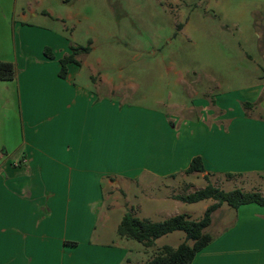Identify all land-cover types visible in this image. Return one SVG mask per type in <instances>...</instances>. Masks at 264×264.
Here are the masks:
<instances>
[{
    "label": "crops",
    "instance_id": "crops-1",
    "mask_svg": "<svg viewBox=\"0 0 264 264\" xmlns=\"http://www.w3.org/2000/svg\"><path fill=\"white\" fill-rule=\"evenodd\" d=\"M28 17L37 15L19 0H0V62L16 70L14 80L0 81V264H143L168 245H157L160 238L138 248L120 237L125 214L149 223L178 215L200 221L215 202L187 211L177 198L208 184L218 189L214 179L231 175L264 197V100L256 103L264 85L246 98L256 104L248 117L220 98L206 103L213 113L196 121V139L184 146L163 114H124L92 93L94 82L77 86L80 66L66 65L60 79L59 60L71 47ZM194 158L204 173L185 174ZM187 175L204 187L186 184ZM216 215L223 224L191 264H264V206H220L205 230Z\"/></svg>",
    "mask_w": 264,
    "mask_h": 264
},
{
    "label": "rangeland",
    "instance_id": "rangeland-1",
    "mask_svg": "<svg viewBox=\"0 0 264 264\" xmlns=\"http://www.w3.org/2000/svg\"><path fill=\"white\" fill-rule=\"evenodd\" d=\"M19 5L36 13V20L28 17L31 25L60 34L69 47L89 48L76 57L77 86L94 82L99 89L91 92L124 114H163L171 136L184 146L196 139V121L213 113L206 103L220 98L235 113L264 85V0H19ZM185 178L197 189L205 185ZM227 178L214 179L218 190L257 193L248 181ZM122 202L119 197L117 204ZM204 205H194L195 215ZM219 220L216 215L204 233L213 235L223 224ZM179 240L184 234L175 232L157 245L177 247Z\"/></svg>",
    "mask_w": 264,
    "mask_h": 264
},
{
    "label": "trees",
    "instance_id": "trees-1",
    "mask_svg": "<svg viewBox=\"0 0 264 264\" xmlns=\"http://www.w3.org/2000/svg\"><path fill=\"white\" fill-rule=\"evenodd\" d=\"M71 53L59 60L60 71L59 78L65 79L67 70L66 65L74 64L80 66L76 57L81 54H87L89 48L71 47ZM47 59H53L50 50L45 48L43 51ZM16 77V70L13 64L0 62V81H12ZM264 100V90L256 103ZM256 104L242 103L241 108L245 115L249 116ZM204 173V168L200 158H194L189 164L185 174ZM207 180V178H205ZM179 201L185 204H195L205 200H213L215 204L208 206L200 221H191L185 215H178L160 223H149L141 221L131 214L127 213L122 218L117 234L120 237L134 240L148 249L154 245V242L166 235L181 232L184 234V242L177 248L165 246L157 251L154 256L143 264H191L195 255L207 247L212 238L204 233V230L210 225L211 215L222 205L225 204L231 209H238L240 206L255 204L264 206V197L258 193L245 194L234 190L230 192L220 191L210 184L204 189L194 192L185 197H178Z\"/></svg>",
    "mask_w": 264,
    "mask_h": 264
}]
</instances>
